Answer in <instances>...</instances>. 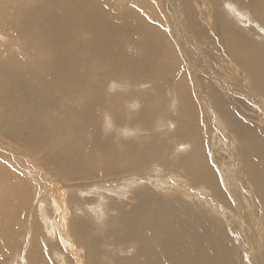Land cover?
<instances>
[{
	"label": "bare ground",
	"instance_id": "bare-ground-1",
	"mask_svg": "<svg viewBox=\"0 0 264 264\" xmlns=\"http://www.w3.org/2000/svg\"><path fill=\"white\" fill-rule=\"evenodd\" d=\"M44 2L0 0V165L17 176L24 159L61 183L40 213L45 231L77 244L84 264H264V112L250 100L260 93L246 97L253 109L242 101L250 89L264 103V0H165L168 11L162 0L137 1L163 29L121 2ZM200 38L226 44L219 55L243 68L220 74L208 61V78ZM225 132L234 163L213 168L208 141ZM90 177L141 188L99 207L81 195ZM21 190L0 183V264L24 253L46 263L31 244L54 247L40 219L30 226L28 205L13 203L29 201Z\"/></svg>",
	"mask_w": 264,
	"mask_h": 264
},
{
	"label": "rangeland",
	"instance_id": "rangeland-1",
	"mask_svg": "<svg viewBox=\"0 0 264 264\" xmlns=\"http://www.w3.org/2000/svg\"><path fill=\"white\" fill-rule=\"evenodd\" d=\"M114 1L115 3H122L123 7L127 10H135L136 13H139L144 19L146 18V21L150 24H154V19L156 20L157 24H159V27L162 28V24H160L157 19L154 17L151 16V14L147 13L148 10L141 7L140 4H137L135 5V3L137 1H140V0H112ZM163 1V5L162 6L163 8L166 9V11H168V7L165 5V0H162ZM44 0H41V4L44 5ZM19 4H17L18 6ZM140 9V10H139ZM3 11L0 12V15ZM144 14H146V16H144ZM149 14V15H148ZM168 15V14H167ZM148 16V17H147ZM150 16V17H149ZM171 18V17H170ZM151 19V20H150ZM150 20V22H149ZM8 25V24H7ZM163 29V28H162ZM147 36H149L148 34H146ZM197 37V36H196ZM202 38H200L199 40L201 41L202 45H203V49L206 51V56L205 57V53L204 55H202V62L204 61V65L202 64V66L204 67V72L207 74V71L208 69L206 68L207 66V63L209 61V63L212 65V68L222 74L225 72L228 73L227 71V68L236 73L237 69L235 68L234 64H237L238 62V66L239 68L238 69H241L243 68L241 65V62L235 58H232L230 56L228 57H221L219 54H221L223 52V50H225L226 52H228V49H227V46L226 44H224L222 50L221 48H219L216 44L217 43H212V45L207 48V46H205L203 44L204 40H201ZM182 41H184L185 43H187L186 46H189L191 48H193V46L191 45V43H189L188 41H186V39H182ZM7 42H8V39H6V36H4L3 33H0V46H4L5 44L7 45ZM20 45L26 47L25 43H21ZM214 48V49H213ZM1 49V48H0ZM218 49V50H217ZM6 50H9V49H6ZM207 50H211L213 53L211 56L209 54V52H207ZM216 50V51H214ZM220 51V52H219ZM7 52V51H5ZM4 52V53H5ZM9 52V51H8ZM188 55L191 56L192 54V50L188 49ZM191 52V54H190ZM215 53L216 56H215ZM193 55V54H192ZM229 55V54H228ZM220 56V57H219ZM219 57V58H218ZM235 59V60H234ZM237 60V61H236ZM224 61H225V64H226V67L223 68V64H224ZM229 64V65H228ZM229 66V67H228ZM220 68V69H219ZM225 71V72H223ZM207 77H212L213 79L215 78V76L211 75L209 76V74H207ZM230 79V78H229ZM251 85V84H250ZM243 90V89H242ZM247 91V92H246ZM253 91V92H252ZM244 92H246V96H244L245 98L242 99V101H245V103L247 105H250V107H252V109L254 108L252 106V103L248 100V98L246 97H249V95L251 93H260L262 94V92H259L257 90H250V89H244ZM258 94V96H255L253 99H250V100H257L256 102L258 103H261L259 108H258V111L262 109V111L260 112H264V103H262V101L260 100V97L261 95ZM239 95V94H237ZM239 96H242V95H239ZM226 98L228 97V95L225 96ZM237 98V99H236ZM259 98V99H258ZM235 99L237 100L236 102H239V97L236 96ZM228 100V99H227ZM241 101V102H242ZM248 101L250 104H248ZM239 104V103H238ZM210 114L209 116H211L214 120H215V116L213 115V110L210 109ZM214 117H213V116ZM211 118V124L213 125L214 124V120ZM264 118V117H263ZM263 126H264V123H262ZM211 128H213V126H211ZM222 128V126L220 127ZM218 133V132H217ZM217 133L215 134H212L211 135V138L210 140L208 141L209 143L211 142L212 144H209V147H211V150L209 149L208 151V159H210V163H211V166L214 168V165L213 163H216V165L219 167L218 169L220 168H227L228 166H231L233 163H234V159L232 158V155L233 153L231 152L230 150V145H231V137H230V134L229 132H225V133H222V135H217ZM223 136V137H222ZM221 137V139H220ZM223 138V140H222ZM222 140V141H221ZM230 140V141H229ZM222 142V143H221ZM227 142V143H225ZM211 145V146H210ZM17 148H20L18 146H15ZM20 149H24V148H20ZM210 153V155H209ZM29 164V165H28ZM33 164V165H32ZM22 165V166H21ZM24 165V166H23ZM1 168H0V171H1V175H0V183H5V182H9L11 184L15 183L18 185V188L22 189L21 191H24L26 194L28 192V198H29V201L26 199V198H23V199H19L21 202H14L13 203L19 208V209H23V203H26L28 205V212H29V215H30V219H29V222H30V226H32L33 224H37V221L38 219L41 220V215L43 217V214L46 212V210H49V208H47L46 210L44 209L45 207H48V204H46L48 201H50V198L48 197L49 196V192H50V189L52 188V185L55 187L56 185H60L61 186V192H62V185L60 182H58V180H51L47 177V174L44 172V169L41 165L39 164H35V163H27L24 159H22L21 161V164L19 166V169L18 171L16 172V174H18L17 176L15 175V171H12V172H8V171H5V165H0ZM26 166V167H25ZM29 166V167H28ZM38 166V167H37ZM28 167V168H27ZM32 167V168H31ZM107 166H104L103 169L104 172L107 171V168H105ZM99 170V169H97ZM23 171V172H22ZM25 171V172H24ZM7 172V173H6ZM100 170L96 173H93V174H96V175H99L100 174V177H107L108 175L106 173H102L100 172ZM146 173L147 174H150L151 173V169L150 168H147L146 170ZM10 174V175H9ZM9 177L6 179L5 177L8 176ZM21 175V177H20ZM107 175V176H106ZM98 177V176H96ZM152 177V176H150ZM22 179V180H21ZM88 179L89 181L86 182V186L83 188L82 190V193L81 195L82 196H93V197H96L97 200L99 199L100 201H98L100 204H99V207L101 205V203L103 202H106L108 200V198L110 197L112 200L116 201L118 200H121L122 201H125L128 199V197H130V192L131 191H135V189H138V188H141L140 186L134 184L136 182H132L130 179H125V181H122V180H116L115 179H109L108 183L106 182H94L92 180L95 181V177H90L89 178H86ZM163 180H165V178H162ZM166 180H169L170 182L174 183L173 181H171V179H166ZM30 181V182H29ZM52 181V182H51ZM129 182V183H128ZM51 183V184H50ZM55 183V184H54ZM96 183V184H95ZM21 184V186H20ZM40 185V186H39ZM104 185V186H103ZM44 186V187H42ZM98 186V187H97ZM41 187V189H40ZM25 188V189H24ZM57 188V187H55ZM130 188V189H129ZM134 188V189H133ZM100 190V191H99ZM131 190V191H130ZM41 192V193H40ZM97 192V193H96ZM40 193V194H39ZM91 193V194H90ZM90 194V195H89ZM94 194V195H93ZM96 194V195H95ZM103 196H102V195ZM63 196V195H62ZM98 196V197H97ZM109 196V197H108ZM48 199H46V198ZM66 198H63V202H66L65 200ZM107 199V200H106ZM34 200V201H33ZM102 201V202H101ZM22 204V205H21ZM232 204V203H231ZM19 205V206H18ZM233 205V204H232ZM31 207V208H30ZM35 207V208H34ZM34 208V209H33ZM50 210L52 211V207H50ZM68 211V212H67ZM70 211V212H69ZM73 207H69V203H67L65 206H64V213H66V223L69 224L70 220H72V216L74 215L73 214ZM98 211V210H97ZM95 212L94 215H98V213H100L101 216H107L108 213L107 212H110L111 210L107 209V208H104V209H101L99 210L98 212ZM101 211H103L104 213H102ZM25 213V210L23 211V214ZM41 213V215H40ZM114 213V212H113ZM22 214V215H23ZM103 214V215H102ZM39 215V216H38ZM258 217L261 218V213L260 215L257 214ZM100 217V216H99ZM45 222H43L41 220L40 224H41V228L43 230V233H44V237H47L48 238V242L51 241L53 247L55 248V250H51V251H48L45 253H43L40 249V242L39 243H35V245L31 244V249L35 250L36 248L38 249V252L39 254H42L45 257L44 261H46V263L42 262L43 264H84V261H85V256L83 255L84 252L82 251V249L77 245V244H73V242H69L67 243L65 246L56 238V236L53 237L52 235V232L50 233L49 232H46L45 230L48 228L45 224ZM253 225V226H252ZM250 230H254L256 228V226L254 227V224L250 223ZM24 236H25V233L23 234V236L21 237V241L24 240ZM72 238V237H71ZM152 239H154V237H152ZM58 243V244H57ZM62 245H61V244ZM58 245H61V246H58ZM70 245H73V248L74 249H71ZM79 247V248H78ZM67 248V249H66ZM75 248L77 249L75 250ZM59 249V250H58ZM23 248H21V252H23ZM81 250V251H80ZM127 250V249H126ZM123 251L121 252L122 255L119 257V258H125L126 260H128V258H131L133 256L132 252L130 251ZM61 251V252H59ZM77 251V252H76ZM42 252V253H41ZM65 254V255H63ZM26 255V253H24L22 256L20 257H17L14 264H28L26 261V257H24ZM49 257V260L47 257ZM79 256V257H78ZM65 257V259H64ZM82 257V258H81ZM61 258V259H60ZM67 259V261H66ZM18 260L20 262H18ZM62 263H61V261ZM64 261V262H63ZM10 263V262H9ZM41 263V264H42Z\"/></svg>",
	"mask_w": 264,
	"mask_h": 264
}]
</instances>
